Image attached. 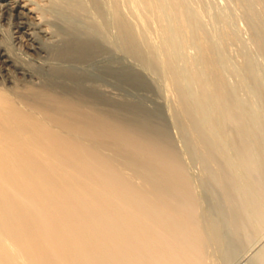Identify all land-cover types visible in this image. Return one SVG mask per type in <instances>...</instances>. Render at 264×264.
I'll return each instance as SVG.
<instances>
[{"label":"bare ground","instance_id":"6f19581e","mask_svg":"<svg viewBox=\"0 0 264 264\" xmlns=\"http://www.w3.org/2000/svg\"><path fill=\"white\" fill-rule=\"evenodd\" d=\"M151 1L155 4L159 2ZM171 1L175 7L171 6V9L183 17L179 21L186 30L188 22H183L189 19L185 13L188 10L184 8L187 3L184 0ZM100 2L0 0V264H202V245L205 243L196 230V201L192 198L195 192L192 196L190 181L182 170V160L185 163L184 156L188 152L181 151L183 159L178 157L180 152L177 154L174 151L166 124L167 116L173 113L170 106L164 108V104L169 102L167 83L157 80L158 88L139 71L141 67L132 62L140 59L132 33L134 30L131 31L123 18L115 13L116 9V37L124 49L123 54L111 43V35L107 36L105 32L106 10L103 8L111 10L112 1L108 3L109 8L106 7L108 4H102L103 7ZM148 2L145 1L151 6ZM154 8L152 14L160 15L157 14L159 7L157 13L153 12ZM141 20L137 22L142 25ZM161 25L158 24L157 28ZM185 33L183 36H186ZM167 37L163 42L169 41ZM202 40H198L200 43L196 41L199 43L195 45L199 48V55L196 50L195 58L200 59V64L210 75L212 88L209 87L211 92L208 93L213 96L211 99L217 98V105L218 101L221 106L228 104L223 87L224 77L221 73L218 75L219 72L215 75L216 64L210 54L212 52L209 53L211 49ZM149 101L156 107H162L165 118L160 116L161 112L157 113V108L149 107ZM180 106L177 114L183 113ZM224 111L221 116L236 119L232 109ZM182 115L178 114L179 119ZM247 122L250 124L249 119ZM184 126L181 129H185ZM242 135L232 146L237 147L241 158L247 155L245 153H252L251 161L258 170L264 166V150L260 145L261 150H254L256 143L253 142H259L261 138ZM243 137H247L246 142L242 141ZM192 147L195 150L194 145ZM204 148L201 149L203 156L206 154ZM209 148L206 157L210 165L219 159L211 162L209 156H215V152L212 150L209 153ZM198 154L196 152L197 156H201V153ZM214 164L209 170L220 162ZM124 174H131L136 184L125 179ZM212 188H215L214 184ZM256 193L255 200L257 198L258 202L261 194ZM150 194L156 197L155 202L150 201ZM233 200L229 199L226 205L231 230L229 242L234 244L243 227L244 216L240 213L241 209L238 211L237 206L231 204ZM258 207H262L260 202ZM257 232L260 233L259 230ZM256 260L253 264L264 261L261 258Z\"/></svg>","mask_w":264,"mask_h":264},{"label":"rangeland","instance_id":"374dc122","mask_svg":"<svg viewBox=\"0 0 264 264\" xmlns=\"http://www.w3.org/2000/svg\"><path fill=\"white\" fill-rule=\"evenodd\" d=\"M111 1L113 4L111 3ZM145 1L146 2L149 1L148 3H150L151 6L145 3ZM184 1H185V4L186 3L189 4L190 1L192 2V3L190 2L189 5L187 4L184 5L185 6L184 8H186L185 11L188 10L185 12L186 16H189L188 17L189 19L191 18L190 22H189V19L185 20L186 22L184 20H183L184 22L182 21L183 23H186V24L188 22V24L190 25V26H188V24L186 25V30H184L185 27L183 26L184 27L183 28L180 24L181 22L179 21V19L182 20L183 17H181L180 14L175 9L174 10L171 9V6L174 7L172 3L173 1L171 0L170 2L169 0H159L158 4L153 3V1L150 2V0H144L142 1L144 6L142 5V2L140 0H138V2L137 0H104V1L99 0L101 6H103L102 4L107 5L108 3L109 4L111 3L110 4L112 7L111 10H113L111 11L110 9L103 8L105 6L102 7L104 11L106 10L105 16H104V27H105V32L108 33V34L106 33L107 36L111 35V37H109L111 43L116 47L117 50L119 48L120 51L119 50L118 51L120 53L124 52V49L121 48L119 41L117 40V37H116L117 36L116 34L117 25H116L115 15H114L116 13L118 16H120L121 19L123 18V21L128 27H130L131 31L134 30V32L132 31V33L134 34L136 38L135 40L137 42L138 50L140 52V57H139L140 59H138L137 62L132 61V59L130 61H132L135 65L137 63V66L141 67V69L138 68V70L140 69L139 71L144 73L146 77L150 79L152 82H154V84H156L158 88L160 87L158 85L159 82L157 80H159L161 83L168 84V85L166 84L167 86L166 88H168L169 90V92H167L169 102H166L164 104V108H167L170 106L173 109V113H176V114L172 113L168 115L167 116L168 119H166V124L168 127V133L171 134L169 137L172 140L174 151H176L177 154L178 152H180L178 157L181 156L182 158V153L184 152L186 154L188 152L187 153L188 155L186 154V156H184L185 163H183V160H182L183 158L182 159L179 158V160L180 159L182 160V164H184L182 165V170L186 174L188 181H190V183L188 182L190 185V192L192 196L195 194L192 198L194 201H196L194 202V215H195V219L197 223L196 230L198 232L199 237L202 238L201 241L205 243L204 246L202 245L203 247L202 248L203 258L201 259L203 260L202 264H253L257 261L256 259L261 258L264 260V249H263L264 248V227H263L264 226L263 225L264 215H262L264 212L263 211L264 210V207H263L264 198H262L264 196V166H260V168L256 170L255 169L256 166L254 165V162L252 163L251 161V159L253 160L252 153H245L247 155L241 158V156L240 157L238 156V150H236L237 147L235 146L236 147L235 148L232 145H233V142H236V139H240L239 137H241L243 133L244 135L242 136L250 135V136L260 137L261 140L259 139V142H255V141L253 142V144L256 143L253 145V147H255L254 150H258V148L261 146L260 148L264 150V108H263L264 107V56H263L264 55V31H263L264 30V5H263L264 0H198V1L184 0ZM235 1H238V2H235ZM163 2H165V4ZM242 2L245 4H243ZM138 3L139 5H137ZM109 4L106 7L109 8ZM131 4H134L135 6L133 7V5L131 6ZM145 4H147L148 5L147 7H149L150 9L147 8ZM153 6L155 7L153 9V12H155L156 10L158 11V9L160 11V12L158 11L159 13H157L156 11L157 14H160V15H157L159 19L157 18L155 13L152 14ZM144 8H147L148 11L147 9H144ZM115 9H116V12L114 11ZM142 9L144 11V14H143ZM135 10H137L136 14L134 12ZM171 10L174 12L176 11L179 15L176 12L175 13L171 12ZM246 10H248V12ZM148 12H150L151 14ZM138 13L139 15H137ZM145 13L150 14V17L147 14L149 17L147 18V15ZM172 13H174V15ZM175 14H177L176 15L177 18H175ZM172 15L174 18L172 17ZM221 17L224 19H222ZM225 18L227 21L225 20ZM140 19H142L141 20L143 22L142 25L144 24V21L146 22V24H144L145 27L142 26L141 24H138ZM169 19L171 20V22ZM152 20H153V23H152ZM158 20H160V23L159 22L157 23ZM167 20L169 21L168 22L169 25L166 22ZM177 22L179 23L177 24ZM150 23L151 25L152 24L153 25L151 26ZM161 23L163 26L164 25L165 26L163 27ZM158 24L161 25L162 27L159 26L160 28H157ZM191 24L193 25L192 28H191ZM148 26L149 27L151 26V27L149 28ZM167 29L168 30L170 29L169 30L170 32H167L166 31ZM189 29L191 32L189 31ZM146 30H148L149 32ZM177 30H179L178 31L179 33L177 32ZM183 31L186 32L185 33L186 36H183V33H184ZM160 32L166 35V37H167L166 33H169L171 35V36L168 35L167 37V40L169 39V41H166V42L164 41L165 42L164 43L163 40L166 39V37H162L163 35ZM199 32L202 34H200ZM190 33L191 34L194 33V34L191 35ZM188 34H190V36H188ZM173 35L175 38L173 37ZM198 35L202 39L204 38V40H202L201 38L200 39L202 40V42L209 45V50L211 49L209 53L212 52L210 54L213 57V60H215L214 62L216 64L217 72H215L216 73L215 75L217 76V73L219 72L218 75L221 73L222 74V75L220 74L221 77H224L223 80L225 83L223 82V85H224L223 87L225 88L224 89L225 95L228 96V98H226L228 100V104H224L225 107L224 105H222L224 108L221 106L220 101H218L220 105L219 103H218L219 106L217 105V101H216L217 98L215 99L213 98L214 100L211 99L213 96H211V93H208V92H211L210 88H212L211 87L212 82H211L210 75L205 71L202 64H200L201 63L200 59L197 57L195 58V56H197L196 50L199 49L197 48V46L195 48V45L199 44L200 43L199 41H201L200 39H198L199 38ZM179 38L181 41H179ZM187 38H188L187 41H189L190 43V44L188 43V45H187V41L186 40H185L186 42L184 41V39H187ZM159 40H161V43ZM196 41L199 43H196ZM205 41H208V42H205ZM221 44L222 46L220 47L219 45ZM186 46L188 47L186 48ZM153 47L156 48L157 50L155 51ZM197 51L199 55V50ZM158 54L159 56H157ZM194 58L198 59L199 61L196 62ZM160 64L163 66H161ZM245 64H246V67L244 66ZM125 71L128 72L129 70H125ZM106 90L109 91V89H106ZM207 93L211 97L207 96L206 95ZM209 99L213 103H211ZM150 102L151 104H149ZM147 103L150 108H152L151 106H153V108L155 109L157 108L158 110H160V111L157 110V113L161 112L162 114L160 113V116L165 118V116L163 115V109L161 106L156 107L154 104L152 105V101H149ZM179 103L181 104V106ZM179 106L181 107V111H183V113H178L180 114V116L181 114H183L182 117L180 118L181 121L179 119L180 116H178L177 114V109ZM237 106L238 108L236 109ZM228 108L232 109V111L235 114L234 118L236 119H233V117L231 116H228V118L225 117V115L221 116V113L223 114L225 112L224 110H227ZM246 117L250 120V124L247 122L248 119ZM181 122H183L184 124H182ZM229 123L231 127H229L230 126ZM182 125H186V127L189 126L188 130L189 129L190 130L189 131L186 130L185 126H184L185 129H183V127L181 129ZM177 126H178L179 131L178 129H176ZM237 127H239V130ZM185 131L189 133L190 135L189 134L187 135ZM182 134L183 135L185 134L184 135L185 137L187 135V137L182 138L183 136ZM195 136L197 137V139H194L196 138ZM188 138H190L189 141L192 139L190 141L191 143L188 141ZM199 138L202 139L200 141L201 143L198 142ZM246 138L247 137H243L242 141L246 142ZM202 141H204L205 143L204 142L202 143ZM192 144L194 145L195 150L196 149L201 150L205 147L204 151L206 149L205 151L206 154H207V148L210 147L211 149L210 148L208 149L209 153H211V151L213 150L215 154L213 152L212 153L215 156H209V158L211 157L210 158L211 162L215 161L216 159L217 160L219 159L218 161H215L216 164L220 162V164H218L219 167L217 165L214 169L211 168L209 170L212 163L214 167L215 162H212L209 165L208 163L210 160L207 159L208 157H206V154L203 156V150H201L202 152L199 151L201 154L196 150L197 154L199 153L201 155V156H197L195 150L192 147L193 146ZM189 145L193 149L192 150L193 152L190 151L191 148ZM256 145H258V147ZM199 146L200 147L202 146V148H200ZM186 150L187 152H185ZM181 151L183 152L181 153ZM192 155H194V159ZM196 156L197 158L201 157L200 161H199V158L198 159L196 158ZM204 157H206L205 159L207 160H205ZM213 157L214 158L216 157V158L214 159ZM242 159H244V161ZM204 162H206L207 164ZM220 166L222 170L219 169ZM169 168H172V167L169 166ZM209 171H211L210 174H209ZM124 175H125L124 176L125 179H127L130 183H134V179L132 178L131 174H124ZM218 177L219 179L217 180ZM134 184H136V182ZM213 184L215 188L217 187L216 190H214L215 188H212ZM217 184L219 185L223 184V185L218 186ZM224 185L226 187H223ZM219 187L223 188L222 189L223 191ZM138 189L141 190L143 188L140 187ZM256 192L260 193L261 196L263 195L262 197L260 196L258 199V202H260L263 209L262 207L261 208L258 207V202L256 201L257 198L255 200V196H257ZM215 193L220 196L222 195V197L216 196ZM228 193L230 194L231 197L228 196ZM226 195L228 197H226ZM232 195H233L234 200L232 198ZM224 198L226 200H224ZM149 199L151 202L156 201V197L153 194H150ZM229 199L233 200L230 202L231 204H234V206H237L238 211H240L241 209L240 213L242 216H244L243 221L246 220L244 223L242 221L243 227L240 228L241 230L237 234V239L236 241H234V244L229 242V240L231 239L230 238L231 230L229 229L230 227L228 224L229 223L228 221L229 220V215H228L229 209L227 208V205H226V203L228 204ZM217 200L218 201L220 200V201L218 202ZM220 204H221V207H220ZM223 204L225 205V207L223 206ZM217 205L220 208H218ZM256 206L258 208H256ZM218 210L222 212H219ZM217 213H218V216L216 215ZM251 219H254V221L256 220V222L252 221ZM192 228H195V227L192 226ZM255 229H256V232H255ZM247 230H249V232ZM257 230H259L260 233L257 232ZM261 231L263 232L261 233ZM222 234L223 235L225 234L224 236L226 237H224ZM223 244L226 246L224 247ZM232 245L235 247L233 248ZM262 264H264V261Z\"/></svg>","mask_w":264,"mask_h":264}]
</instances>
